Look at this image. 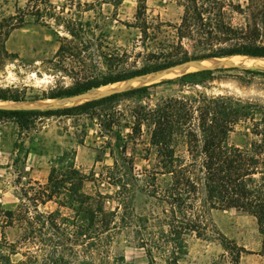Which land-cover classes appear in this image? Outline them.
Instances as JSON below:
<instances>
[{
  "label": "trees",
  "instance_id": "obj_1",
  "mask_svg": "<svg viewBox=\"0 0 264 264\" xmlns=\"http://www.w3.org/2000/svg\"><path fill=\"white\" fill-rule=\"evenodd\" d=\"M122 1L102 0L114 6ZM182 1L181 20L178 25H171L160 18L149 20L146 0H137L133 26L138 28L139 37L131 48L117 44H112L111 47L105 45L109 52L100 54V63L105 65L107 71H91L89 74L84 69L96 65L90 49L95 41L104 36L101 31L96 35V30L99 29L96 21L82 19V13L89 10L96 12L93 2L79 0L76 7L83 6L76 13L72 11V0L68 6H56L51 0H26L21 6L17 1L13 5V11L8 12L3 8L6 0H0V68L13 56L5 45L10 33L22 27L27 16H32L36 23L48 25L52 21L68 34L63 36L54 58L47 62L55 70L77 75L71 86L42 91L41 94L30 97L18 90L6 93L0 89V99L37 101L74 97L102 85L164 71L191 61L233 55L264 58V0H248L245 7L237 5L238 12L244 15V22L239 26L226 20V7L220 2V8H217L218 0ZM99 13L102 15L101 11ZM120 23L126 24L122 21ZM163 26L172 27L174 37L164 34L163 38L158 39ZM183 38L196 40V44L192 43V46L198 45L202 47V51L190 52L184 46ZM140 46L144 51L137 50ZM77 68L79 72H76ZM229 70H239L244 77L237 78H243L247 83L256 76L264 83V69L232 65L192 70L177 77L180 95L159 97L154 105L137 104L129 108V115L132 117L130 134L141 133L142 126H145L149 133V143L155 148L156 156L161 157L160 162L165 167L164 170L156 167L145 171L148 179L145 185L151 184L149 180L156 181L159 174L171 175L165 189L151 194L168 204V208L162 210L163 216L155 217L159 235L156 237L153 231H149L145 236L137 231L140 236L139 244L148 257L145 264H178L181 255L186 252L185 233L191 231L198 236L206 234L204 214L195 205L198 180L191 175L192 164L188 167L167 165L173 158L175 145L180 142L187 146V151L199 147L204 154L205 159L200 168L205 187L204 206L245 211L256 218L260 229H264V170H261L264 168V104L228 94L208 95L199 89L210 88L214 81L224 78L220 76V72ZM171 80L116 91L66 107L0 108V115L9 116L21 129L30 128L38 119L55 116L72 117L83 113L91 117L94 114L98 117L106 116L107 111L102 108L105 105H113L123 98L149 97L152 88ZM186 91L190 93L187 94ZM107 115L109 118L104 125L109 127L116 119L110 113ZM244 120L250 121L251 132L256 139H252L245 147L229 143V133ZM102 122L103 119L101 125ZM113 169H108L110 178L113 177ZM256 174L261 175L255 177ZM86 178L72 161L66 166L64 173L52 167L48 182L38 185V189L32 188L33 200L41 203L55 200L60 206L74 211L72 215H64L60 208L39 211L37 204L34 205L35 213L25 204L17 210L4 211L3 225L12 226L16 223L20 225L22 233L14 242L7 243L4 237L0 239V260L8 257L2 251L3 247H8L11 253H19L22 257L11 264H71L65 261L58 246L64 244V241L71 243L70 238L73 236L74 244L81 246L82 252L86 254L85 257L80 255L81 259L74 264H112L107 245L112 240L111 231L117 228L114 220L117 210L105 209L104 195L84 190ZM138 220L142 222L141 229L150 223L149 216ZM69 227H72L73 232L66 236L65 231ZM52 229L58 234L49 232ZM220 236L222 242L227 243V248L230 240L221 232ZM45 246L52 249H47L41 256L39 252ZM63 248L67 247L63 245ZM239 248L242 250L243 247ZM154 252L159 254L162 262L156 260Z\"/></svg>",
  "mask_w": 264,
  "mask_h": 264
},
{
  "label": "rangeland",
  "instance_id": "obj_2",
  "mask_svg": "<svg viewBox=\"0 0 264 264\" xmlns=\"http://www.w3.org/2000/svg\"><path fill=\"white\" fill-rule=\"evenodd\" d=\"M24 5L26 0H6L3 8L13 11L15 2ZM79 0H72V11L78 13L81 7H76ZM54 5H67L71 0H51ZM81 2H93L96 12L89 10L82 13V19L90 18L96 21L99 29L96 35L103 32L104 36L95 41L90 53L96 59V65H90L84 71L89 73L106 72L105 65L100 63V54L109 52L105 45H122L131 48L139 37L138 28L134 27L137 0H123L122 3L112 5L102 0H81ZM182 0H148L147 10L149 20H160L178 25L183 14ZM226 7V20L234 26L244 22V15L238 12L237 5L245 7L248 0H218ZM68 8H66L67 10ZM102 12V15L99 13ZM158 16V17H157ZM120 21L126 23H120ZM48 25L36 23L32 16H27L22 27L13 30L5 42L7 50L13 54L11 59L0 68V89L6 93H15L16 90L24 92L27 97L41 94L57 87H67L75 82L74 73L63 72L52 68L47 61L53 59L61 43L63 36L68 34L61 26H56L52 21ZM164 34L174 37L172 27L161 28L158 39ZM177 40V38H175ZM102 43V46L100 43ZM184 46L193 53L202 51V47L192 46L196 40L183 38ZM196 44V43H195ZM224 44H220L222 46ZM137 50L144 51L140 46ZM247 56V55H245ZM215 61L211 67H228L238 65L252 69H264L262 65H246L235 61L232 57L213 58ZM234 61V62H233ZM213 65V66H212ZM200 64L188 65L169 71L162 77L149 76L135 77L108 85L93 88L74 97H62L55 99H40L37 101H12L3 104L0 108H58L72 106L84 101L102 97L116 91L127 90L157 83L165 79L170 82L159 84L152 88V94L142 99L123 98L113 105L102 107L107 114L115 117V122L106 127L105 121L109 115L100 116L94 114H80L72 117H51L38 119L30 128L21 129L17 123L7 115H0V239L3 237L8 242L17 240L22 229L20 225L5 226L4 211L17 210L25 204L32 213H35V204L39 211H52L60 208L64 215L74 214L70 208L60 206L55 200H46L45 203L35 201L32 188L38 189V185L48 182L52 167L64 173L70 162L87 176L84 182V190L87 193L104 195L105 209L117 210L115 222L117 228L111 231L112 240L107 245L109 260L112 264H145L148 257L144 248L139 244V234L147 235L153 231L157 237L159 227L156 216H163L162 210L168 208V204L155 198L151 194L161 192L168 186L171 180L170 173L157 175L156 181L149 180L151 184L145 185L147 170H164L160 162L161 157L156 156L155 148L149 143V133L145 126L139 134L131 135L132 117L129 108L137 104L154 105L159 97L180 95L177 77L186 71L199 69ZM89 69V70H88ZM79 72V69H76ZM223 79L214 81L210 88H200L208 95L228 94L241 98H250L264 104V83L259 77L250 82H245L243 73L239 70L220 72ZM238 77V78H237ZM185 93L189 94V91ZM29 99V98H27ZM3 100V99H1ZM18 102V103H13ZM101 119L103 124L101 125ZM252 139H256L251 132L250 121H240L234 131L228 135V142L240 147L249 145ZM187 146L180 142L175 145L173 158L167 165L175 167H188L192 164V177L198 180V193L195 205L204 214L207 225L206 234L198 236L195 232H187L184 235L186 252L181 255L178 264H264V229H260L256 218L242 210L228 208H210L204 206L205 187L203 174L200 171L204 154L200 148L187 151ZM172 154V153H171ZM63 157V158H62ZM61 158V159H59ZM72 158V159H71ZM113 167V177L108 169ZM264 170V168H261ZM261 174L254 175L260 177ZM147 188V189H145ZM150 217V223L142 228V222L138 219ZM3 220V221H2ZM153 223H156L154 225ZM166 228V226H165ZM46 232V231H45ZM49 232L58 234L54 229ZM66 236L73 232L72 227L65 231ZM220 232L230 240L226 248L225 242L220 239ZM47 237V234L46 236ZM73 237V236H72ZM62 241L58 246L67 263L74 264L85 257L81 246ZM61 240V239H60ZM8 245V244H7ZM63 245L67 248H63ZM239 247H243L240 250ZM50 246L40 251L43 256ZM2 251L8 256L0 260V264L14 263L21 257L19 253H11L8 247ZM81 255V256H80ZM158 262H162L159 254L154 252ZM97 256H95L96 258ZM9 259V261H8Z\"/></svg>",
  "mask_w": 264,
  "mask_h": 264
},
{
  "label": "bare ground",
  "instance_id": "obj_3",
  "mask_svg": "<svg viewBox=\"0 0 264 264\" xmlns=\"http://www.w3.org/2000/svg\"><path fill=\"white\" fill-rule=\"evenodd\" d=\"M231 57L235 61V62L233 61L234 63L239 62L241 64H245V66L246 65H262V64H264V58H262V57H251V56H245V55H233ZM214 61H215V59H213V58L212 59H204L201 61H191L188 63H184L182 65H178V66L169 68V69L164 70V71H159L156 73H151V74L143 75L140 77H143V79H145L149 76L162 77L163 75H167L169 73V71H171L173 69L181 68V67L188 66V65H194V64L203 65L200 68L211 67L210 65L213 64ZM6 103H8V100H1L0 99V106H2L3 104H6ZM13 103H18V102H13Z\"/></svg>",
  "mask_w": 264,
  "mask_h": 264
},
{
  "label": "water",
  "instance_id": "obj_4",
  "mask_svg": "<svg viewBox=\"0 0 264 264\" xmlns=\"http://www.w3.org/2000/svg\"><path fill=\"white\" fill-rule=\"evenodd\" d=\"M201 61V60H200ZM203 68H211V67H203ZM203 68H199V69H203ZM199 69H196V70H199ZM186 72H189V71H186ZM185 73V72H184ZM183 74V73H182Z\"/></svg>",
  "mask_w": 264,
  "mask_h": 264
},
{
  "label": "crops",
  "instance_id": "obj_5",
  "mask_svg": "<svg viewBox=\"0 0 264 264\" xmlns=\"http://www.w3.org/2000/svg\"><path fill=\"white\" fill-rule=\"evenodd\" d=\"M147 1H148V0H146V5H147Z\"/></svg>",
  "mask_w": 264,
  "mask_h": 264
}]
</instances>
